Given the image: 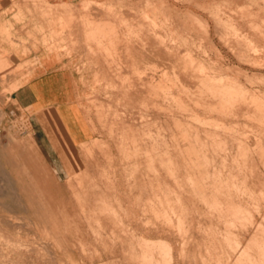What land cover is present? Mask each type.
Segmentation results:
<instances>
[{"label":"rangeland","instance_id":"obj_1","mask_svg":"<svg viewBox=\"0 0 264 264\" xmlns=\"http://www.w3.org/2000/svg\"><path fill=\"white\" fill-rule=\"evenodd\" d=\"M10 2L13 47L69 27L40 0ZM122 3L123 18L104 0L70 13L104 126L66 182L17 97L39 60L0 52V264H264V0Z\"/></svg>","mask_w":264,"mask_h":264},{"label":"crops","instance_id":"obj_2","mask_svg":"<svg viewBox=\"0 0 264 264\" xmlns=\"http://www.w3.org/2000/svg\"><path fill=\"white\" fill-rule=\"evenodd\" d=\"M10 1L0 0V21L10 20L13 14L18 12L10 10ZM40 1L45 7L55 8L56 11L52 10L56 12L55 17H67L69 27H63L61 24L59 27L49 28L45 32L47 37L53 32L58 36L49 38L46 44L35 42L25 49L13 47L4 39L5 34L0 28V52L9 58L16 56L17 60H25L34 57L40 62L35 66L36 74L20 87L17 97L22 106L29 110L32 131L37 127L42 146L49 149L50 155L59 164L53 174L61 183L85 170L81 167L87 164L86 148L102 136L104 125L97 120L86 104L84 80L92 77L89 68L85 70L82 66L85 57L83 28L80 21L70 20V13L78 17L81 14V2L87 0ZM104 1L108 4L103 12L106 15L120 14L122 18L123 15L128 16V8L122 3L124 0ZM136 25L139 29L140 23L137 22H117L115 28L126 31L137 27ZM138 34L140 36V33ZM142 43L146 46L145 36ZM142 43L139 42V53ZM125 45L128 46V53L132 59L141 62L147 60L146 54L141 53L144 56H139L136 47L135 50H131L130 42ZM27 51L32 52V56L22 54ZM85 53L88 54L86 51ZM91 61L90 65L95 61L97 63L96 58H91ZM98 72L100 70L93 67V73Z\"/></svg>","mask_w":264,"mask_h":264},{"label":"bare ground","instance_id":"obj_3","mask_svg":"<svg viewBox=\"0 0 264 264\" xmlns=\"http://www.w3.org/2000/svg\"><path fill=\"white\" fill-rule=\"evenodd\" d=\"M102 44V43H101ZM7 94V93H6ZM216 108V107H215ZM221 110V109H220ZM257 220H259V219H257ZM252 232V231H251ZM248 235H250L249 233H248ZM247 239V238H246ZM162 241V240H161ZM165 242V241H164ZM164 242H162V243H164ZM165 243H167V242H165ZM167 245V244H166ZM168 247V250H167V248H166V251L168 252V254L170 255V256H172L171 255V249H169L170 247H169V245L167 246Z\"/></svg>","mask_w":264,"mask_h":264}]
</instances>
